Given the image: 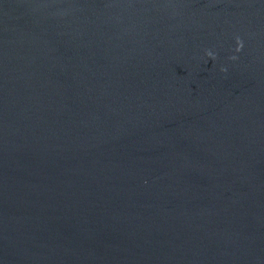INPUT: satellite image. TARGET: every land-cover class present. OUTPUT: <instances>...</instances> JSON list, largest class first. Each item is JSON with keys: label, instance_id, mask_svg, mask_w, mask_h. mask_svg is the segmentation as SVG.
Here are the masks:
<instances>
[{"label": "water", "instance_id": "water-1", "mask_svg": "<svg viewBox=\"0 0 264 264\" xmlns=\"http://www.w3.org/2000/svg\"><path fill=\"white\" fill-rule=\"evenodd\" d=\"M0 264H264V0H0Z\"/></svg>", "mask_w": 264, "mask_h": 264}, {"label": "clouds", "instance_id": "clouds-1", "mask_svg": "<svg viewBox=\"0 0 264 264\" xmlns=\"http://www.w3.org/2000/svg\"><path fill=\"white\" fill-rule=\"evenodd\" d=\"M236 45H237V46H236L235 51H236L237 53H239V52L242 50V47H243V43H242V41L240 40L239 37L236 38ZM205 55H206L209 59H212V60H215V58H216L215 55H214V53L211 52V51H206ZM229 59H230V60H235V59H237V57H236V56H232V57H230ZM221 71H222V72H225L226 69L221 68Z\"/></svg>", "mask_w": 264, "mask_h": 264}]
</instances>
